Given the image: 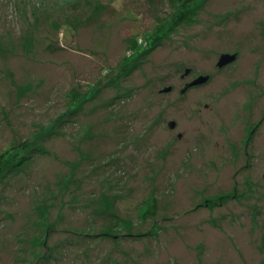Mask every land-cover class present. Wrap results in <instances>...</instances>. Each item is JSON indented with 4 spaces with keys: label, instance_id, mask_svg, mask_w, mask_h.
I'll list each match as a JSON object with an SVG mask.
<instances>
[{
    "label": "rangeland",
    "instance_id": "374dc122",
    "mask_svg": "<svg viewBox=\"0 0 264 264\" xmlns=\"http://www.w3.org/2000/svg\"><path fill=\"white\" fill-rule=\"evenodd\" d=\"M3 1L0 264H264V0Z\"/></svg>",
    "mask_w": 264,
    "mask_h": 264
},
{
    "label": "trees",
    "instance_id": "16d2710c",
    "mask_svg": "<svg viewBox=\"0 0 264 264\" xmlns=\"http://www.w3.org/2000/svg\"><path fill=\"white\" fill-rule=\"evenodd\" d=\"M1 2H2V5L4 4V3H6V2H4L3 0H0ZM36 11H39V10H36ZM36 11H33V13L34 12H36ZM74 20V22H77V20L78 19H81V18H79V17H76L75 16V18H73ZM81 21H83V20H81ZM80 21V22H81ZM38 24V23H37ZM82 24V23H81ZM80 24V25H81ZM74 25V24H73ZM73 25H71V27L72 28H70V31L68 32V33H66V35L67 34H71V35H74L75 34V27L76 26H79V24H76L75 23V26H73ZM74 27V28H73ZM161 28V26H160V24H158V23H154V25L152 26V28H148L145 32H147V34H146V36L145 37H139L137 40H136V42H135V44L134 45H131L133 48H131V46H129L130 48H129V52L123 57V59H122V63H124V65H126L130 60H132L133 58H136V57H140L142 54H141V51L140 50H143V49H146V47L148 48L150 45V39L148 38L151 34H154V33H157L158 31H159V29ZM64 31H65V29H64ZM21 37V36H20ZM65 37V34H62V38H64ZM138 41V42H137ZM142 41H145L144 42V44L142 43ZM129 65V64H128ZM127 66V65H126ZM104 72L105 73H109L110 74V72H112V69L110 68L109 70H107V69H104ZM119 72H120V75H119V77L121 76V75H124V74H127V72H123V70H122V68L121 69H119ZM16 150H14V152H15ZM13 152V153H14ZM11 153V152H10ZM5 158L6 159H8V162H11L10 161V159H12L13 160V158H9V155H7V156H5ZM4 158V159H5ZM6 162V161H5ZM4 163H2V164H0V173H2V171H4V170H1V169H3L4 167H5V164L3 165Z\"/></svg>",
    "mask_w": 264,
    "mask_h": 264
},
{
    "label": "water",
    "instance_id": "95a60500",
    "mask_svg": "<svg viewBox=\"0 0 264 264\" xmlns=\"http://www.w3.org/2000/svg\"><path fill=\"white\" fill-rule=\"evenodd\" d=\"M236 56L235 54H222L217 62V66L219 68H222L226 65H228L229 63H231L233 60H235ZM188 70L185 71V74H188ZM208 80V76H199L198 78L194 79L192 82L188 83L185 85V87L183 88L182 92H184L187 88L195 86V85H199L202 84L204 82H206ZM171 90V87L168 86L166 88H164L163 90H161V92H169ZM170 127H173L174 124L173 123H169Z\"/></svg>",
    "mask_w": 264,
    "mask_h": 264
},
{
    "label": "bare ground",
    "instance_id": "6f19581e",
    "mask_svg": "<svg viewBox=\"0 0 264 264\" xmlns=\"http://www.w3.org/2000/svg\"><path fill=\"white\" fill-rule=\"evenodd\" d=\"M185 74V73H184Z\"/></svg>",
    "mask_w": 264,
    "mask_h": 264
}]
</instances>
